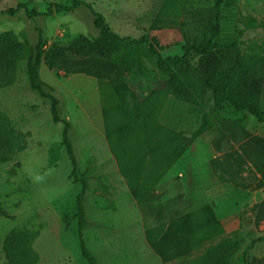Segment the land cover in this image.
Instances as JSON below:
<instances>
[{"label":"rangeland","instance_id":"374dc122","mask_svg":"<svg viewBox=\"0 0 264 264\" xmlns=\"http://www.w3.org/2000/svg\"><path fill=\"white\" fill-rule=\"evenodd\" d=\"M47 1L69 5L73 0H0V11L19 2L45 11ZM82 1L89 2L121 36H154L163 57L182 53V45L198 33L199 24L210 23L215 2L184 0L176 4L179 12L174 9L171 15L166 0ZM222 16L219 42L238 41L242 53L248 52L251 45H264V26L244 27L249 18L264 21V0H223ZM155 18L162 22L153 23ZM93 19L91 10L83 5L72 12L31 18L21 9L13 16L0 13V33L13 31L20 41L31 46L41 34L46 49L53 44L67 45L80 35L93 39L98 35ZM143 63L142 67L128 68L124 75L139 98L163 88L166 77L153 57L143 58ZM39 73L55 89L60 119L71 124L68 136L78 173L88 182L83 234L96 264H180L224 238L238 245L230 264H259L264 242L256 239L264 236V220L255 225L251 207L264 197V188L255 187L249 172L243 178L250 183L248 188L220 181L209 167L210 159L218 155L212 145L214 125L200 135L195 136V132L203 114L214 123L219 118L236 123L244 140L264 137V121L226 105L212 111L210 94L201 105L169 97L159 122L177 134L181 144L188 145L156 187L137 192L140 195L135 197L108 148L97 80L84 74L50 70L44 62ZM261 107L264 110V95ZM2 115L22 140L11 157L0 162V264H4L3 239L13 229L38 232L33 243L38 264H88L79 248L75 216L81 184L71 177V161L62 144L63 123L53 121L49 99L30 88L25 59L17 63L14 81L0 88ZM205 205L213 207L225 233L186 258L162 262L145 239V231L156 222L158 213L170 218Z\"/></svg>","mask_w":264,"mask_h":264},{"label":"trees","instance_id":"16d2710c","mask_svg":"<svg viewBox=\"0 0 264 264\" xmlns=\"http://www.w3.org/2000/svg\"><path fill=\"white\" fill-rule=\"evenodd\" d=\"M166 0L168 12L174 15L178 2ZM89 8L98 35L89 39L84 35L67 45L53 44L45 49L41 34L31 46L20 41L13 31L0 33V88L14 81L19 60L25 59V71L30 88L50 101L54 122H62V144L71 161V177L80 182L76 196L77 237L82 256L88 264H96L86 246L83 230L85 217V192L87 178L78 173L68 132L71 124L58 114L59 99L55 89L39 73L42 62L53 71L66 74H84L97 80L101 98V113L108 148L116 160L120 173L126 178L129 191L153 189L159 180L181 156L187 143L181 144L172 130L159 122L161 111L169 97L192 105H201L210 94L212 111L228 106L238 113H247L264 121L261 107L264 95V45H251L242 53L238 41L221 43L223 0H215L210 23H200L198 33L187 38L182 53L163 57L157 39L148 34L140 37L121 36L107 24L104 16L92 9L87 1L73 0L66 5L47 1L45 11L29 8L19 2L14 7L1 10L13 16L21 9L28 17L75 11L79 6ZM162 22L155 18L153 23ZM245 28L264 26V21L249 18ZM151 56L157 67L165 73L164 86L153 89L139 98L126 82L128 68L142 67L143 58ZM195 62H194V60ZM214 125L216 134L212 145L218 155L209 161V167L222 182L248 188L245 172L253 175L256 188H264V137L245 135L236 123L219 118L215 123L203 114L195 136ZM21 135L10 128L9 120L0 117V162L5 161L21 146ZM157 211V210H156ZM253 222L264 220V197L251 207ZM156 222L145 231V239L162 262L183 259L199 247L225 233L222 221L211 205H205L173 217L158 213ZM38 232L30 229H13L2 242L4 264H38L39 255L33 243ZM256 240L264 242V236ZM238 245L230 238L209 244L204 253L180 264H230ZM264 264V256L258 261Z\"/></svg>","mask_w":264,"mask_h":264},{"label":"clouds","instance_id":"9594fccd","mask_svg":"<svg viewBox=\"0 0 264 264\" xmlns=\"http://www.w3.org/2000/svg\"><path fill=\"white\" fill-rule=\"evenodd\" d=\"M35 179H36V180H40V179H42V177H35Z\"/></svg>","mask_w":264,"mask_h":264},{"label":"crops","instance_id":"0c3cea01","mask_svg":"<svg viewBox=\"0 0 264 264\" xmlns=\"http://www.w3.org/2000/svg\"><path fill=\"white\" fill-rule=\"evenodd\" d=\"M177 261V260H174V262Z\"/></svg>","mask_w":264,"mask_h":264}]
</instances>
